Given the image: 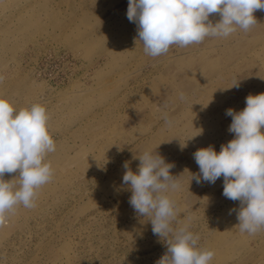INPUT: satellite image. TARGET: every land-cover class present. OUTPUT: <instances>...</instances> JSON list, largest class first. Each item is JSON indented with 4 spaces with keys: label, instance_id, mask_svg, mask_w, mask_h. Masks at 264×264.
Segmentation results:
<instances>
[{
    "label": "rangeland",
    "instance_id": "obj_1",
    "mask_svg": "<svg viewBox=\"0 0 264 264\" xmlns=\"http://www.w3.org/2000/svg\"><path fill=\"white\" fill-rule=\"evenodd\" d=\"M127 8L128 0H0V98L17 111L44 106L56 144L36 206L18 205L0 225V264H156L167 244L122 182L123 164L136 172L146 150L174 164L172 226L198 234V247L214 252L210 264H264V227L239 231L241 203L224 197L223 177L191 181L193 153L234 138L226 110L264 92V11L247 32L151 57ZM3 178L18 186V172Z\"/></svg>",
    "mask_w": 264,
    "mask_h": 264
},
{
    "label": "clouds",
    "instance_id": "obj_2",
    "mask_svg": "<svg viewBox=\"0 0 264 264\" xmlns=\"http://www.w3.org/2000/svg\"><path fill=\"white\" fill-rule=\"evenodd\" d=\"M257 10L264 11V0H128L126 15L137 25L145 54L158 57L173 45L187 47L206 37L227 38L237 27L247 32L258 23ZM215 13L221 18L213 23L209 17ZM180 99H185L183 93ZM245 102L241 111L226 110L232 117L228 128L234 134L232 140L222 144L219 152L208 146L193 153L199 174L191 173V181L215 184L223 177L224 197L241 203L236 213L239 231L254 235L264 227V92L249 94ZM163 119L171 123L167 113ZM48 120L40 104L17 111L0 98V225L18 205L34 208L37 189L52 180L51 164L44 162L56 150ZM134 158L140 161L138 170L132 171L125 162L122 182L131 190L129 204L134 212L149 217L153 235L167 244V252L156 264H210L214 252L198 247V234L187 226H172L178 209L166 193L179 188L178 178L170 174L174 164L166 163L156 150ZM17 172L18 186L3 178L5 173Z\"/></svg>",
    "mask_w": 264,
    "mask_h": 264
}]
</instances>
